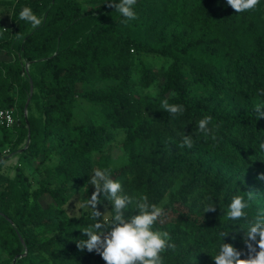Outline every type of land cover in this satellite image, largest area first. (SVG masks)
I'll return each instance as SVG.
<instances>
[{
	"label": "trees",
	"instance_id": "trees-1",
	"mask_svg": "<svg viewBox=\"0 0 264 264\" xmlns=\"http://www.w3.org/2000/svg\"><path fill=\"white\" fill-rule=\"evenodd\" d=\"M108 2L85 10L80 0H0L12 7L11 36L0 39V110L15 108L20 119L13 127L0 125V166L2 147L16 149L27 139L25 105L34 78L28 70L37 63L42 125L30 121L21 157L58 155L38 188L30 189L23 175L10 191L0 178V247L9 256L3 264L15 258V264H105L76 244L96 222L91 212L61 218L47 238L33 233L65 211L70 187H84L94 168L111 169L125 194L146 195L164 209L154 228L167 231L175 244L163 253L164 264H215L220 232H230L224 242L246 252L244 231L264 209V180L257 178L264 173V118L257 120L255 112L264 105V0L243 13L226 0H137L138 18L126 23ZM25 6L44 17L41 26L19 19ZM133 52L171 59L160 71L140 60L138 85L150 92L137 89ZM101 81L112 83L79 88ZM78 98L102 105L106 122L75 124ZM164 99L184 112L170 116L161 107ZM205 116L212 117L209 134L196 127ZM122 131L127 162L114 167L105 150ZM185 134L193 136L192 148L178 147ZM52 172L59 184L51 183ZM248 191L257 194L245 209L247 219H228L232 197L247 199ZM101 201L98 210L111 211V203ZM208 206L216 210L205 212ZM133 214L129 206L125 215Z\"/></svg>",
	"mask_w": 264,
	"mask_h": 264
},
{
	"label": "clouds",
	"instance_id": "clouds-1",
	"mask_svg": "<svg viewBox=\"0 0 264 264\" xmlns=\"http://www.w3.org/2000/svg\"><path fill=\"white\" fill-rule=\"evenodd\" d=\"M236 13L254 10L260 0H226ZM137 0H109L108 6L114 7L125 19H137L134 10ZM19 19L31 24L33 29L42 25L44 17L36 15L30 7L25 6L19 12ZM264 95V90H261ZM161 107L170 116H177L184 112L181 104H170L168 99L161 102ZM257 120L264 118V105L255 106ZM212 121L211 116H205L197 122L198 132L209 134L211 129L208 127ZM215 136L212 139L215 140ZM194 146L193 136L185 134L179 143V148H192ZM264 150V143L260 144ZM90 179L80 190L81 194L88 192V185L94 186L95 191L90 198L81 199L83 206L91 209V218L96 221L94 224L82 230L87 237L78 241L77 247L81 251L87 249L88 252L95 251L105 261V264H164L163 253L168 249H175V244L171 242L170 234L154 228L155 223L165 214L164 209L157 204L149 203L146 195L139 197L124 193L122 184L111 177V169L94 168ZM264 180V173L257 177ZM257 193L246 192L247 199L241 195L232 197L228 205L227 218L230 220L247 219L245 209L249 207V201L255 199ZM111 203V218L109 211L101 212L98 205L102 203L101 197ZM133 214L126 216L129 210ZM215 206H208L205 212L215 211ZM241 230H237L239 232ZM230 232H220L219 236L223 243L219 247V252L212 256L215 264H264V209H261L254 220L249 222V226L244 231L243 243L246 252L236 248L232 243H225L224 238ZM235 239V236L232 237ZM246 256V258H242Z\"/></svg>",
	"mask_w": 264,
	"mask_h": 264
},
{
	"label": "rangeland",
	"instance_id": "rangeland-1",
	"mask_svg": "<svg viewBox=\"0 0 264 264\" xmlns=\"http://www.w3.org/2000/svg\"><path fill=\"white\" fill-rule=\"evenodd\" d=\"M84 4L85 10H90L92 7L96 6L98 3L102 2L103 0H80ZM12 25V7L6 4H0V39L8 38L11 36L9 29ZM85 26H82L78 29V32H81ZM8 30V31H7ZM134 58H136L135 62V79L137 84V89L141 90L143 93L150 92L148 89H142L140 85H138V81L140 79L141 72L140 67L141 63L140 60H143L145 64L148 66L160 71L164 67H166L170 62L171 59L155 55V54H142L139 55L136 52H133ZM29 66V64H28ZM27 66V67H28ZM39 68L40 64H34L31 68H29L28 73H32L35 79H39ZM33 77L29 78L30 88L28 93V99H30L29 106L27 111H25V117L29 121H32L34 124L41 126L42 125V118L39 115L37 110V104L40 102L38 90L34 85ZM109 82H98L94 84H82L79 86L81 91L90 90V89H98L101 87H105ZM155 92V89H151ZM27 99V100H28ZM19 116L21 115V111H19ZM92 122H106L105 119V108L100 105L99 103H93L83 98H78L75 104L74 109V123L75 124H90ZM28 127V134L30 128ZM1 136V132H0ZM10 137L15 139L16 132L11 130ZM125 137L124 131L118 132L116 139L112 141L105 150V153L111 157L112 165L114 167H120L127 162V154L126 150L123 146L122 140ZM30 141L24 139L23 142L18 146L16 149L11 148V144H7L6 146L2 147L1 154L5 157V162L0 166V178L4 180L3 187L9 188L12 191L13 186H18L19 180L22 178L23 175L26 176V179L29 181L27 182L30 189L38 188L41 184V180L45 179L48 170L53 169L58 163V155L57 153H52L49 158L44 157L43 154H40L39 157H33L32 159L21 157V153L24 152L28 148V144ZM19 149V150H18ZM52 179L51 183L54 185L59 184V176L56 175L55 172H52L50 176V180ZM83 188V187H82ZM75 185L70 187V200L69 203L65 207V211L54 217L52 222L46 227H39L33 228V233L37 236L38 239H44L51 236L55 230L58 223V220L61 218H66L69 216H79L88 214L91 212L90 208L84 207L82 203V198L87 199L90 198L92 193L95 191L94 186L88 185V192L81 194V189ZM17 206L16 201L14 200L13 196L11 197V211L14 213V210ZM102 213L109 211V218L111 216V211L109 206H103L100 210ZM97 254V253H96ZM9 256L5 251H3L0 247V264H3Z\"/></svg>",
	"mask_w": 264,
	"mask_h": 264
},
{
	"label": "built area",
	"instance_id": "built-area-1",
	"mask_svg": "<svg viewBox=\"0 0 264 264\" xmlns=\"http://www.w3.org/2000/svg\"><path fill=\"white\" fill-rule=\"evenodd\" d=\"M19 117L16 114L15 108H6L0 110V125L13 127L18 123Z\"/></svg>",
	"mask_w": 264,
	"mask_h": 264
},
{
	"label": "water",
	"instance_id": "water-1",
	"mask_svg": "<svg viewBox=\"0 0 264 264\" xmlns=\"http://www.w3.org/2000/svg\"><path fill=\"white\" fill-rule=\"evenodd\" d=\"M27 66H28V65H27ZM29 102H30V99H28L27 102H26V105H25V111H27V109H28ZM26 121H27V126L29 127V121H28L27 119H26ZM28 140L30 141V131H29V134H28ZM28 146H29V144H28ZM1 161H2V159H0V162H1ZM16 261H17V258L14 259V261H13L12 264H15Z\"/></svg>",
	"mask_w": 264,
	"mask_h": 264
}]
</instances>
